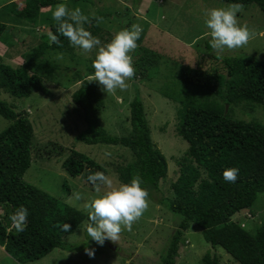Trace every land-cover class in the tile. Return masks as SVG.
<instances>
[{
	"label": "trees",
	"instance_id": "obj_1",
	"mask_svg": "<svg viewBox=\"0 0 264 264\" xmlns=\"http://www.w3.org/2000/svg\"><path fill=\"white\" fill-rule=\"evenodd\" d=\"M221 1L253 4L264 18V0ZM139 2L137 0L136 5ZM59 3L67 4L64 0H25L16 14L20 19L34 20L42 8L50 9ZM106 15L99 13L93 16L87 28L97 32L99 26L95 17ZM48 27L49 31L59 35L55 21ZM6 29L7 25L0 21V40L3 43L8 41L3 36ZM97 37L102 38L100 35ZM52 51L70 52L72 45L63 36H60L59 45L40 40L28 51L20 52L18 56H24V61L15 67L4 63L0 56V88L15 97H28L33 91L50 95L43 83L45 79H51L59 68V64L49 57ZM132 53L135 68L132 80L143 79L153 66L169 62L162 54L141 47ZM8 56L15 57L12 53ZM211 57L221 62L224 79L213 67L203 69L177 64L178 76L172 82L174 85H163L158 90L177 104L175 131L187 142L183 156L176 160L178 176L170 185V199L159 191V182L167 174V161L152 142L138 89L129 103V134L109 133L98 121L97 115L104 104L97 84L88 81L94 72L92 62L85 74L79 69L73 71V78L80 84L71 99L81 108L87 125L75 139L85 144L129 149L132 160L116 168L121 183H130L132 178H138L141 187L148 191L149 199L181 216L159 264H175L183 234L194 225L201 230L205 242L213 248L221 247L240 264H264V221L250 231L234 219L242 210L251 208L257 195L264 192V123L235 117L231 109L234 104L242 102L264 108V61L237 55ZM0 115L10 121L0 131V208L3 211L0 216V246L20 264L41 259L54 248L85 250L90 245L66 243L63 237L72 234L84 219L90 223L87 213L60 202L24 180L31 164L33 141V127L26 112H18L0 99ZM61 166L70 176H79L88 184V174L96 171L107 174L103 164L74 149ZM232 167L239 169L235 183L226 182L222 175L224 169ZM21 205L29 215L26 228L18 233L9 217ZM62 223L71 225L68 232L57 227ZM201 261L202 264H220L218 257L210 251L204 253Z\"/></svg>",
	"mask_w": 264,
	"mask_h": 264
},
{
	"label": "rangeland",
	"instance_id": "obj_2",
	"mask_svg": "<svg viewBox=\"0 0 264 264\" xmlns=\"http://www.w3.org/2000/svg\"><path fill=\"white\" fill-rule=\"evenodd\" d=\"M141 2L142 0L136 5L137 0H71L66 5L69 9L81 8L90 20L96 14H107L97 22V32L87 28L89 23L84 25L93 36L102 37V45L110 42L118 31L139 24L143 31L141 39L137 41L138 47L158 52L168 59L166 65L150 68L145 78L128 81L129 87L125 91L106 93L101 90V85L95 83L104 104L97 115L98 121L109 133L116 135L130 132L129 103L138 89L152 142L167 161V174L159 182V191L162 196L170 199V185L178 176L176 160L183 156L187 142L175 131L177 104L158 90L163 85H174L172 82L178 76L177 64L203 69L213 67L220 71L224 79L221 62L213 59L211 55L219 58L232 55L249 56L264 61V18L257 6L243 5V12L237 13L238 22L247 24L255 33L254 37L243 48L217 54L209 44L210 36L205 25L204 12L214 7L226 8L231 3L221 0H145L144 5H141ZM24 3L25 0H0V21L7 25L3 36L8 40L7 43L0 40V56L4 63L14 67L24 61V56H18L20 52L28 51L40 40H49L46 36L49 32L48 24L54 21L52 10L55 7L42 8L34 20L20 19L16 13ZM10 53L15 57H9ZM49 53V57L59 64L53 77L45 79L43 83L50 95L33 91L28 97H15L0 88V99L12 105L18 112L25 111L33 127L31 164L24 174V180L56 197L60 202L87 213L84 205L96 195L93 187L79 176H70L61 166L71 149L103 164L107 169L106 175L113 180L114 185L121 184L116 168L124 166L133 156L129 149L122 146L85 144L75 139L87 125L81 108L71 99L72 93L80 84L73 78V71L79 69L85 74L95 58L96 50L82 53L79 48L72 46L70 52ZM58 53L62 54V59H57ZM130 55L133 58V53ZM231 109L235 117L256 119L264 123V108L261 106L242 102L234 104ZM9 123V120L0 115V131ZM106 152L111 155L106 157ZM74 192H80L82 199L75 200ZM148 202V210L133 224L132 231H122L117 242L105 240L103 246L98 245L84 231L87 219L72 234L63 237L66 243L90 245L88 248L94 250V257H89L85 250L54 248L41 259L24 264H159L181 216L149 198ZM2 212L0 208V216ZM234 219L245 225L247 230L254 231L264 221V192L257 195L251 208L242 210ZM182 238L175 264H202L201 257L207 251L215 254L220 264H240L221 247L213 248L205 242L201 230L195 225L185 231ZM0 264L20 263L0 246Z\"/></svg>",
	"mask_w": 264,
	"mask_h": 264
},
{
	"label": "clouds",
	"instance_id": "obj_3",
	"mask_svg": "<svg viewBox=\"0 0 264 264\" xmlns=\"http://www.w3.org/2000/svg\"><path fill=\"white\" fill-rule=\"evenodd\" d=\"M243 12L240 3L230 4L226 8H210L205 10V25L209 30L210 47L217 54L226 50L232 51L243 48L254 37L255 33L247 24L238 22L237 13ZM52 19L56 22V33L48 32L50 43L60 44V36L79 48L82 53L96 50L92 61L94 72L88 81H95L102 86V91L115 93L125 91L129 87L128 81L135 76V68L130 53L138 48L142 27L133 24L130 28L118 31L110 42L102 45L98 37L92 35L84 25L91 23L89 16L83 14L81 8L69 9L64 3H59L52 10ZM99 23L102 17H95ZM57 54V59H62ZM111 154L106 152L105 156ZM239 169L232 167L223 170L226 182L235 183ZM87 181L92 185L96 195L85 203L88 223L86 232L98 245L103 246L105 240L117 242L122 231H132L133 224L139 221L149 208L148 191L141 187L138 178H132L130 183L114 185L113 180L102 171L87 175ZM73 198L81 200L82 194L74 192ZM29 212L24 206H19L10 215L12 227L16 232H22L27 226ZM62 231L68 232L71 225L58 224ZM86 254L94 257V250L86 248Z\"/></svg>",
	"mask_w": 264,
	"mask_h": 264
},
{
	"label": "crops",
	"instance_id": "obj_4",
	"mask_svg": "<svg viewBox=\"0 0 264 264\" xmlns=\"http://www.w3.org/2000/svg\"><path fill=\"white\" fill-rule=\"evenodd\" d=\"M64 1H65V2H70L71 0H64ZM72 1H73V0H72ZM144 1H145V0H142L141 5L144 3ZM146 1L148 2L149 0H146ZM141 5H140V6H141ZM143 5H144V4H143ZM145 15H147V14H145Z\"/></svg>",
	"mask_w": 264,
	"mask_h": 264
},
{
	"label": "water",
	"instance_id": "obj_5",
	"mask_svg": "<svg viewBox=\"0 0 264 264\" xmlns=\"http://www.w3.org/2000/svg\"><path fill=\"white\" fill-rule=\"evenodd\" d=\"M109 246H111V245H109ZM113 249H115V247H112Z\"/></svg>",
	"mask_w": 264,
	"mask_h": 264
}]
</instances>
